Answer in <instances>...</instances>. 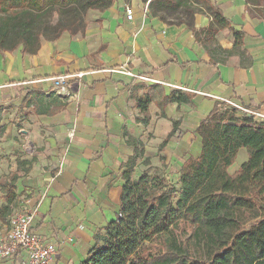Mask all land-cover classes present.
Listing matches in <instances>:
<instances>
[{
    "label": "crops",
    "instance_id": "obj_1",
    "mask_svg": "<svg viewBox=\"0 0 264 264\" xmlns=\"http://www.w3.org/2000/svg\"><path fill=\"white\" fill-rule=\"evenodd\" d=\"M194 6L193 16L166 22L149 0H113L89 10L83 36L64 33L36 53L0 51V125L9 132L1 139L16 142L19 129L31 146L29 154L10 145V156L0 155V206L8 204L10 176L18 175L0 238L14 212L39 204L32 228L57 246L54 264H82L95 235L121 211L125 172L132 180L164 172L178 181L185 161L201 156L198 128L217 105L243 107L264 121V0ZM80 72L70 80L74 88L52 81ZM173 94L182 100L165 103ZM141 100H148L146 111ZM24 259L21 253L11 263Z\"/></svg>",
    "mask_w": 264,
    "mask_h": 264
},
{
    "label": "trees",
    "instance_id": "obj_2",
    "mask_svg": "<svg viewBox=\"0 0 264 264\" xmlns=\"http://www.w3.org/2000/svg\"><path fill=\"white\" fill-rule=\"evenodd\" d=\"M149 1L163 20L164 11L176 13L185 3L186 15L198 10L194 6L198 0ZM112 2L0 0V51L36 53L43 41L64 33L83 36L89 10L104 9ZM212 5L215 18L222 17ZM181 100L173 94L165 103ZM139 106L146 111L148 100H141ZM198 131L202 154L185 161L178 181L164 172L143 173L132 180L125 172L121 211L103 233L95 235L82 264H264V121L217 105ZM242 148L247 149L248 159L231 173ZM135 160L133 156L128 169ZM17 177L11 175L5 187L8 204L0 206V218L11 209Z\"/></svg>",
    "mask_w": 264,
    "mask_h": 264
},
{
    "label": "built area",
    "instance_id": "obj_3",
    "mask_svg": "<svg viewBox=\"0 0 264 264\" xmlns=\"http://www.w3.org/2000/svg\"><path fill=\"white\" fill-rule=\"evenodd\" d=\"M126 15L129 21L133 20L134 14L131 8H126ZM112 71L131 76L142 82H158L151 76L137 74L126 69H112ZM74 76L82 77L83 73L59 75L53 77L52 81L56 87L74 88V83L70 81ZM227 103L233 104L229 101ZM237 109L242 113L261 116L243 107H237ZM38 207L39 204L26 207L10 216L6 235L0 238V264H13L11 262L21 253H25V259L20 264H54L58 254L57 246L53 242L44 241L32 228L38 214Z\"/></svg>",
    "mask_w": 264,
    "mask_h": 264
},
{
    "label": "rangeland",
    "instance_id": "obj_4",
    "mask_svg": "<svg viewBox=\"0 0 264 264\" xmlns=\"http://www.w3.org/2000/svg\"><path fill=\"white\" fill-rule=\"evenodd\" d=\"M181 6V5H180ZM175 11V10H174ZM184 8L181 6L179 8L176 9V13H173V10H167L164 11V15H165V21L166 22H173L175 20L178 19H182L184 16H186V13L183 12ZM184 13V14H183ZM181 14V16H180ZM185 18V17H184ZM55 19V17L52 18V20ZM43 43V42H42ZM10 119V118H8ZM7 119V120H8ZM8 125L6 123H4L3 125H0V155L3 154L5 158H7L8 156H10V152L13 151V148H11L10 145H17L21 150V154L22 153H26L29 154L30 150H31V146L27 143L28 141H26L24 138V136L22 135V132L19 131V129L16 130V135L15 138L17 139L16 142H9L6 138L1 139V136H4L5 134H9V132H7V127ZM17 128H24L23 125L17 126ZM11 135H14V131H10ZM19 137V138H18ZM248 159V151L246 148L241 149V151H239L235 162L232 164V166L229 168V172L231 173H235L240 169V165L245 162ZM10 174V172H9ZM9 174L7 176H9ZM154 175H161L160 173H156Z\"/></svg>",
    "mask_w": 264,
    "mask_h": 264
}]
</instances>
